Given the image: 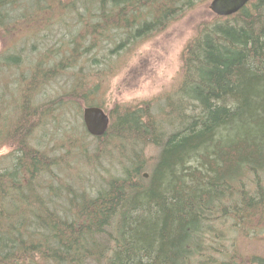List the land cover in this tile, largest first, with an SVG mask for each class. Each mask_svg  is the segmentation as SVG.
Segmentation results:
<instances>
[{
  "label": "trees",
  "instance_id": "trees-1",
  "mask_svg": "<svg viewBox=\"0 0 264 264\" xmlns=\"http://www.w3.org/2000/svg\"><path fill=\"white\" fill-rule=\"evenodd\" d=\"M209 1L0 0V37L15 40L0 76L25 67L26 42L40 49L14 94L0 89V147H15L0 160V264H264V0L198 24L170 92L114 107L93 136L120 154L112 176L76 181L66 163L79 153L52 154L34 135L33 81L66 72L68 100L102 108L95 93L123 54ZM100 146H80L86 166L107 158Z\"/></svg>",
  "mask_w": 264,
  "mask_h": 264
},
{
  "label": "rangeland",
  "instance_id": "rangeland-1",
  "mask_svg": "<svg viewBox=\"0 0 264 264\" xmlns=\"http://www.w3.org/2000/svg\"><path fill=\"white\" fill-rule=\"evenodd\" d=\"M208 3L197 4L193 9L187 10L177 20L168 24L159 32L138 40L134 47L123 54L119 62V70L111 78L101 83L94 96V99L102 105L108 116H110L109 114L114 107L140 105L143 101H148L157 98L162 93L170 92L178 84L182 69L181 54L186 43L195 33L198 24L214 16L208 8ZM73 26L76 28L75 24ZM53 40L54 37L50 44H52ZM13 42L15 40L8 34L5 38L0 37V55L13 49ZM38 44L39 41L36 42L35 46ZM19 46L22 47V45ZM31 46V41L26 42L23 52H21L23 60H26L25 67L22 70L18 72L13 70L5 71L0 76V89L6 86L13 95V84H18L21 80L20 84L22 82L20 78L23 75L26 77L30 76V69L27 65L39 61V52L37 51L40 50L38 47H36L38 50H34L36 48L32 50ZM25 48H28V50ZM72 80V75L70 76L64 72L51 80L47 79L45 82L41 81L40 77L33 81L36 91L31 97V101L33 102V107H35L33 114L37 115V118L33 119L34 126H36L34 135L39 136L36 142L41 144L42 147H49L50 150L48 151L52 154L62 155L65 150H69L72 153L78 152V155L69 157V160L74 158L73 161H69L71 163H66L67 165L69 164V167L74 165L78 168L73 171L79 174L80 177V180L76 181H93L96 178L94 174L98 170L100 179L102 176L104 178L110 177L116 173L118 165L115 159L120 154L116 147L106 146V137H102L98 141V139L85 133L82 121V108L85 105L82 102L78 104L76 101L68 100L66 95L73 85ZM56 96L58 99L56 98V100L52 101ZM60 96L66 99L64 100V105L68 104L63 112L61 109L59 111L55 110V106L58 104L59 98H61ZM72 104L75 107L70 106ZM50 108V111L43 112ZM96 145H101L100 154L103 155L104 150L107 158L110 156L114 157L112 160H107V158L105 159L101 156L100 167L97 166V170L86 166L85 161L80 159L81 155H83L80 146H85L87 152L89 151L91 154L95 151ZM14 148L13 145L1 146L0 160L3 156L10 154ZM144 153L146 158L150 160L146 169V172H148L151 169L152 162L155 160L158 149L148 146L145 148ZM7 161L4 159L0 162V169L7 165ZM64 168L66 169L60 172V177L66 180L71 179V177L68 179V176L71 175L72 170H67L65 166ZM79 169H82L84 173L75 172ZM85 177L90 178V180H85ZM260 253L264 255V245H261Z\"/></svg>",
  "mask_w": 264,
  "mask_h": 264
},
{
  "label": "water",
  "instance_id": "water-1",
  "mask_svg": "<svg viewBox=\"0 0 264 264\" xmlns=\"http://www.w3.org/2000/svg\"><path fill=\"white\" fill-rule=\"evenodd\" d=\"M250 0H210L209 10L217 16H229L239 11ZM85 130L94 137L103 135L109 126V116L99 106H86L82 111ZM146 176V174H145Z\"/></svg>",
  "mask_w": 264,
  "mask_h": 264
},
{
  "label": "bare ground",
  "instance_id": "bare-ground-1",
  "mask_svg": "<svg viewBox=\"0 0 264 264\" xmlns=\"http://www.w3.org/2000/svg\"><path fill=\"white\" fill-rule=\"evenodd\" d=\"M247 3H248V2H247ZM245 5H246V4H245ZM245 5H244V6H245ZM82 111H83V110H82ZM108 127H109V126H108ZM107 129H108V128H107ZM106 131H107V130H106ZM105 133H106V132H105ZM105 133H104V134H105ZM104 134H103V135H104ZM101 136H102V135H101ZM111 171H112V170H111ZM145 174H146V177H147V173H145ZM145 174H144V176H145Z\"/></svg>",
  "mask_w": 264,
  "mask_h": 264
}]
</instances>
